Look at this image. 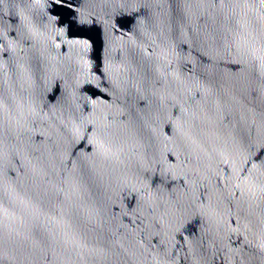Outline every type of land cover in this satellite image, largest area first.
<instances>
[{"label": "water", "instance_id": "95a60500", "mask_svg": "<svg viewBox=\"0 0 264 264\" xmlns=\"http://www.w3.org/2000/svg\"><path fill=\"white\" fill-rule=\"evenodd\" d=\"M0 264H264V0H0Z\"/></svg>", "mask_w": 264, "mask_h": 264}]
</instances>
